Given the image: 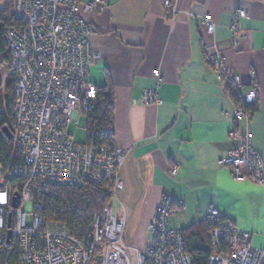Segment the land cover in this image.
<instances>
[{"label":"crops","instance_id":"1","mask_svg":"<svg viewBox=\"0 0 264 264\" xmlns=\"http://www.w3.org/2000/svg\"><path fill=\"white\" fill-rule=\"evenodd\" d=\"M176 7L170 18L161 0H105L99 11L82 14L99 56L90 80L112 89L115 147L126 151L118 169L123 189L114 194L121 206L116 216L128 221L125 243L151 244L147 227L161 196L170 194L181 202L169 218L171 229L203 222L215 207L264 251V185L236 181L220 166L235 146L228 137L233 129H249L264 163V0H176ZM239 9L247 16L234 46L229 24ZM207 15L212 34L199 20ZM205 45L226 57L246 89L255 72L258 110L249 123L234 121L235 103L207 65ZM154 70L163 79L157 87L162 104L145 105L144 91L156 87Z\"/></svg>","mask_w":264,"mask_h":264},{"label":"built area","instance_id":"2","mask_svg":"<svg viewBox=\"0 0 264 264\" xmlns=\"http://www.w3.org/2000/svg\"><path fill=\"white\" fill-rule=\"evenodd\" d=\"M105 0H15L14 17L17 25L5 32L14 76L15 138L22 165L11 167L4 176L0 170V245L6 243L8 218L11 216V242L18 248L17 264H192L185 250L181 230L169 227V218L181 208L180 200L163 194L147 227L152 242L143 249L125 243V215L116 216L107 205L95 216L90 231L82 236L70 235L63 224L43 219V205L34 203L31 194L36 184L64 187L87 182L97 185L111 182L113 195L123 189L118 169L126 151L102 145L77 144L69 133L72 122L82 123L97 96L90 80L92 67L99 56L90 37L93 28L83 13L99 11ZM168 17L177 13L176 0H161ZM243 9L231 17L229 30L233 45ZM209 34L215 25L210 15L200 17ZM203 55L219 83L232 86L240 94L235 104L234 121L249 123L253 116L244 103L257 101L255 72H251L246 89L241 77L227 66L226 57L203 47ZM156 87L142 96L145 105H161L157 87L163 81L154 70ZM228 137L235 146L220 161L239 182L252 181L264 185V163L252 146L248 130L237 129ZM177 173V166L172 169ZM7 177L21 179L17 191L8 185ZM19 195L18 208L13 197ZM205 222L211 254L207 264H264V251L251 245V234L240 230L215 207H210Z\"/></svg>","mask_w":264,"mask_h":264},{"label":"trees","instance_id":"3","mask_svg":"<svg viewBox=\"0 0 264 264\" xmlns=\"http://www.w3.org/2000/svg\"><path fill=\"white\" fill-rule=\"evenodd\" d=\"M2 1V0H0ZM15 0H3L0 8V170L5 176L9 169L22 165V155L14 136L9 139L4 131L8 127L15 135L14 76L11 75V57L7 49L5 32L16 26L14 17ZM3 73L8 75L3 78ZM235 104L241 102L240 94L232 86L226 87ZM97 96L84 113L86 144L115 148V108L114 95L110 87H96ZM248 111L254 114L258 110L257 101L244 103ZM8 185L17 191L21 179L7 177ZM113 197L111 182L97 185L91 182L74 187L45 185L37 183L31 194L34 203L43 205V219L64 225L72 236H82L90 231L95 216L109 205ZM182 231L185 250L192 264H207L212 252L205 221L189 226ZM18 248L11 242L8 248L0 245V264H17Z\"/></svg>","mask_w":264,"mask_h":264},{"label":"rangeland","instance_id":"4","mask_svg":"<svg viewBox=\"0 0 264 264\" xmlns=\"http://www.w3.org/2000/svg\"><path fill=\"white\" fill-rule=\"evenodd\" d=\"M4 6L3 0L0 1V5ZM11 73V70H10ZM8 75V73H3V78H5ZM12 75V73H11ZM69 133L72 138V141L77 144H84L86 142V132L82 127L81 123L72 122L70 124ZM110 206L113 208V212L115 215H119V212L121 211V206L117 200L116 195H113L112 200L110 202ZM128 222V221H127ZM129 229L128 223L126 224V230H125V237H127V230ZM127 239V238H126ZM134 246H136L137 249H140L141 243L132 241Z\"/></svg>","mask_w":264,"mask_h":264},{"label":"water","instance_id":"5","mask_svg":"<svg viewBox=\"0 0 264 264\" xmlns=\"http://www.w3.org/2000/svg\"><path fill=\"white\" fill-rule=\"evenodd\" d=\"M84 123H85V119L82 120V127L84 128ZM3 131L5 133V135L9 138V139H13L14 135L11 132V130L8 127H4ZM18 203H19V195L15 194L13 197V203H12V207L13 208H18ZM7 227L9 228L8 233H7V239H6V243L7 245H10L11 243V239H12V232H11V216H9L8 218V224Z\"/></svg>","mask_w":264,"mask_h":264}]
</instances>
